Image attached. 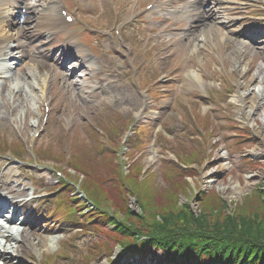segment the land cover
Here are the masks:
<instances>
[{
	"label": "rangeland",
	"instance_id": "374dc122",
	"mask_svg": "<svg viewBox=\"0 0 264 264\" xmlns=\"http://www.w3.org/2000/svg\"><path fill=\"white\" fill-rule=\"evenodd\" d=\"M33 1L43 9L42 14H36V17L54 15L53 11L50 12V0ZM55 1L57 6H62L61 3L67 4L64 8L77 16V19H82L78 24L69 25L55 14V18L62 21V24H58L61 35L68 38L65 43L70 44L71 40L82 35L77 40L91 44L89 31H85L93 27L99 38L104 39L100 34L106 32L113 49L120 47V50L117 51L118 55L110 54L109 51L105 52L100 39H97V43H92V50L100 56L98 63L102 64V56H105L110 60L109 69L114 71L115 77L111 78L114 83L105 87V91L95 88V79L101 81L102 72L95 69V76L93 66L83 69L84 72H81L80 76H73V85L67 83L63 87L61 82L51 80L54 70L50 66L33 61L36 60L33 57V60H28L29 56L23 59V64L26 63L23 70H16L14 74V77L22 78L25 82L15 90L14 87H9L12 84L8 80L2 86L1 93H7L9 97L6 102L11 108L15 105V111L8 120H0V148L18 142L15 143L16 148L17 145H23L24 152H28L29 156L32 148L40 149L44 154L49 151L58 157L62 155L59 163L64 168L63 173L73 184L64 190L59 189L47 194L32 204L34 212L27 221L31 223L36 234L31 236L33 242L49 235L56 236L57 251L49 255L50 258H46L56 248L48 250L44 245H38L35 249H27L26 256L22 257L23 264H114L118 256L122 257L119 244L113 237L121 233L115 230L107 218L104 223L102 219H90L91 211L82 205V202H86L76 193L77 186L98 199L100 206L93 208L95 211L103 214L109 212L113 221L120 222L121 226H136V238L141 243L151 235L147 233L148 229L159 232L162 225L170 229L168 225H171V219L175 220L174 212L182 215L176 217L179 222H175V226L214 231L215 235L227 232L226 235H217L220 240H227V236L234 233L254 230L257 217L253 213H264V126L258 116L262 105L251 114L250 126L240 119L237 110L243 109L244 106H239L235 96L237 91H242L240 85L253 75L255 69L264 66V44L254 49L241 46L240 53H228L217 40L208 35L206 44L194 54L181 50L179 54L170 53V41L156 43L153 39H148L151 32L147 31V27L161 23L156 22L157 11L143 9L151 0H122L123 6H119L120 0ZM252 1L220 0V10L227 7L228 16L237 21L230 24L235 26L224 29L226 35L232 28L233 33L241 34L248 43L253 35L259 32L260 36L264 35V15L253 12L250 7ZM140 10H143L145 15L139 13ZM234 10L237 13L232 14ZM161 13L164 16L169 15L166 11ZM170 15L173 16L169 17H174V13ZM125 17L124 38L122 29L119 31L121 35L114 33L113 29H117L121 18ZM221 20L225 23L226 15L222 16ZM75 27L77 32L67 35ZM200 32L195 30L192 36L187 37L188 40L193 39L195 43H199L198 40L202 37ZM53 35L56 36L57 32H48L47 38H44L46 46H49L47 50L50 51L58 50L64 45V40L59 43L57 39L48 38ZM138 37L141 40H138ZM145 40L147 45L142 46ZM164 43L170 44L157 46ZM139 47H146L145 51L139 52ZM78 48L77 59H83L89 49L77 45ZM261 51L263 52L260 53ZM224 54L229 56L222 58ZM32 61L38 74L46 73L48 76L44 85V100L39 98V92L35 88L36 84L40 87L41 81L37 82L31 91H25L26 87L30 89L28 86L33 83V73L29 71L33 68L28 67ZM105 62L108 63L107 59ZM239 63L244 65V74L238 69ZM97 65L94 64L95 67ZM191 65L196 71H205L202 77L208 79L207 87H211L205 89L209 95L207 99L202 100L199 97L197 87L190 88L183 82L182 75ZM143 69L147 74L151 71L159 78L153 80L149 74V79H144L141 75ZM25 93L36 98L35 102L45 113L44 116H41V113L38 117L34 113L26 115L30 108L26 110L27 108L19 103L20 94ZM252 93L250 91V94L246 95L247 98L249 95L251 97ZM143 103L146 105L145 109L142 108ZM2 107L0 117L4 116L3 103ZM247 110L245 106L243 112L246 113ZM129 118L133 119L134 123L128 135L123 137L126 127L120 130L118 128ZM32 123H39L42 129L37 136L33 132ZM98 135H113L110 143L122 152L119 155L109 152L112 155L108 156L112 158L111 163L115 168L113 171L110 166L104 168L98 162L107 156L106 151L97 152L99 148L95 142L97 140L94 139H99ZM73 147H77L81 154L71 156L72 160L79 158L76 160L79 166L74 167L75 169L69 167L71 163L68 161ZM3 151L5 150L0 151V182L4 188H10L9 191L17 195L26 192L29 195L32 191H51L62 185L59 178L63 173L57 174L55 171L56 155L52 157L46 154L47 158L52 159L44 160L46 162L42 165H35L13 159V154L7 150ZM216 154L221 156L217 158ZM16 167L18 170L14 169ZM103 169L109 170H104V176L101 174ZM88 173L93 177L94 174L98 176L99 182H95L99 184L95 186L96 183L93 182L90 186L93 189L85 184L91 182V178L86 181ZM113 175L117 176V182ZM65 190L73 192L65 193ZM120 190L121 194L126 195L125 198L122 196L120 199L121 194L117 195ZM71 196L78 198L74 203L78 213L75 216L83 219L84 225L58 223L55 216H46L52 213L53 204H58L56 199L62 201ZM61 206V211L69 209L60 203L59 207ZM27 209H30V206H27ZM69 211L73 210L70 208ZM46 218L52 223L46 225ZM138 235L143 238H138ZM124 236L126 239L120 241L122 244L134 242L136 239L131 238V235ZM248 242L255 244L253 239H248ZM249 253L251 254V250ZM147 257V262L154 261L150 255ZM123 264L127 263L124 261ZM257 264H263V260Z\"/></svg>",
	"mask_w": 264,
	"mask_h": 264
},
{
	"label": "bare ground",
	"instance_id": "6f19581e",
	"mask_svg": "<svg viewBox=\"0 0 264 264\" xmlns=\"http://www.w3.org/2000/svg\"><path fill=\"white\" fill-rule=\"evenodd\" d=\"M194 4H197V2L192 3V5H194ZM159 5H161V3ZM183 7L186 8V5H183ZM161 8H162V6H161ZM193 10L198 11L196 8V9H191V10H185L184 12H185L186 16L189 17V16L194 15L193 13H191ZM211 10H212V12H211ZM235 13H237L236 10H234V13H232V14H235ZM213 14H215L213 8H211L208 12H206V10H199V12H195V15L199 18L200 21L195 22L194 25H190L189 27L201 24V21L204 19L213 18ZM221 14H222V12H221ZM228 15H229V12L226 14V19L230 22V24H235L237 21L234 18L229 17ZM48 18H49L48 20H50V22L53 23V21H51L53 19V17H48ZM41 21L47 22V19H41ZM52 23H50L51 26L47 25L46 23H42L40 25L39 29L43 30L49 26V29L51 28L50 30H52L53 25H54V23L53 24ZM212 25H216V23L212 24ZM206 32L209 33L208 30ZM233 32L234 31H230L229 33H227V35H226L227 37H226V36L222 35L223 32L221 29L220 31L215 32L212 36L219 38L218 39V41L220 40L219 44L221 45V47L225 48V50H227L228 53H231L232 51L234 53H240L241 46L242 47L245 46L249 49L250 48L249 44H247L246 41H244L243 39H240L238 37V35H236ZM187 35H190V34L188 33ZM187 35H186V37H187ZM254 37L255 36H253L252 39H254ZM200 40H202L203 42L207 41V39L204 40L203 37ZM170 42L173 45V47L170 46L171 49H173V50H180V49H184V48L194 47V49L192 51H194V50L197 51L198 47L202 46V44L198 45L199 43H193L192 47H191L188 42H185V43L182 41L176 42V40L172 39V38H170ZM255 42L258 43L260 41H255ZM182 43H184V44H182ZM262 43H258L256 45L259 46ZM17 45L20 46V43H18ZM104 47L106 49H111L112 45L110 43H108V44H104ZM245 50H246V48H245ZM228 56H229L228 54H224L222 58H227ZM238 69L241 73H243V74L245 73L243 64L239 63ZM31 73H33L32 76L34 77L32 79L33 83H30V87L28 86V88H30V89H27V87H26L25 91H28V92L31 91L33 89L34 85L37 82L41 81L40 87H38L36 84L35 88L37 89V92H39V96H40L39 98H43V100H44V94H45L44 85L46 83V78L48 76L46 75V73L45 74H38L35 69H33V71H31ZM69 77H72V76H69L68 74H62V73L60 74L59 78L61 79L60 81H61V84L63 87L67 83L73 85V83L70 80H68ZM185 78L188 80L187 83L189 86H197L198 84L201 83V81L203 82V80L201 79V75L197 74L192 69H188L185 71ZM12 80H13V82H12L11 87H14L13 89L15 90V88H18V86L21 85V81H19L16 77L15 78L13 77ZM51 80L55 81L56 77L51 78ZM240 88L242 89V91L241 92L238 91L237 96H235V97H237V99L240 102H243L244 105L247 106V108H248L246 113L243 112L245 106L243 109L237 110L238 114L241 116L240 119H242L245 124L251 126V121H250L251 120L250 117L252 116L251 114L254 113L255 110H257L258 108H260V105H262L260 113L258 114V116L260 117V121L264 126V66H258L255 69V71L253 72V75L251 77H249L247 80H245L243 82V85H240ZM250 91L253 93L251 94V97L249 95L247 98L246 95L250 94ZM6 94H5V92H2V93L0 92V108H3L2 103L4 104V109H3L4 110V116L0 117L1 121H5V118H6V120H8L9 119L8 117L10 115H12L15 111V108H14L15 105H12L13 108H11L7 104L6 99L9 96ZM26 94L27 93L22 94V95L20 94V96H19V103H21L22 106H25L27 108L26 110H28L30 108L28 110V112L26 111V115L34 113V115L36 114L38 117L41 113V116H44L45 113L39 107L37 102H35L36 98L34 96H30V95H26ZM252 121H254V120H252ZM32 125L34 126L33 132L35 134L39 133L40 132V124L36 123L35 124L36 126H35L32 123ZM39 141H40V139H39ZM216 156L218 158L221 155L216 154ZM0 162H1V160H0ZM2 187H3V185H2V183H0V189ZM8 189H6V191ZM0 206L1 207H3V206L4 207L5 206L12 207V204L10 205L9 203L0 202ZM2 209L3 208L0 209V213H1ZM8 213L9 212H7V214L1 215L3 217V221L5 222V224H7L6 229H5V227L1 226L3 229H5L4 230L5 233L0 235L1 236V239H0V261H2V264H23L22 263V257L26 256L25 255L26 250L27 249H35V247L38 245L39 246L44 245L45 247L48 248V250L49 249L54 250L56 248V245H55L57 242L56 236L49 235V236H46L44 238L37 239V241L33 242V238H31V236L36 235L35 232L33 230H29L27 226H21L20 224H18V221H16V219H15V214H13L10 219H4V217L6 218ZM68 213H72V211H68ZM46 216L50 217V218H52V217L54 218V216H55L56 222H58V223H63L62 220H63V218H65V214L60 213V212L49 213ZM46 219H44L46 221V223H45L46 225L52 223L51 220H49L48 218H46ZM1 227H0V229H1ZM14 227H16V228H14ZM0 232H1V230H0Z\"/></svg>",
	"mask_w": 264,
	"mask_h": 264
},
{
	"label": "trees",
	"instance_id": "16d2710c",
	"mask_svg": "<svg viewBox=\"0 0 264 264\" xmlns=\"http://www.w3.org/2000/svg\"><path fill=\"white\" fill-rule=\"evenodd\" d=\"M174 213L175 220L171 219V225H168L170 229H166V226L162 225L160 226L162 230H159V232L158 230L153 231L150 229H148L149 232L146 231L152 236L150 235L147 241L142 243V251L146 247L148 251L153 252L152 255L159 251L160 256L157 260H163L166 264H238L239 261H242V264H257L261 260H263L264 264V213H253L257 217V224L254 230L228 235L227 240L217 238V235H226L227 232L215 235L216 232L214 231L198 230L196 227L187 229L175 226V222H179V218L177 219L176 217H182V215ZM128 226L118 227V231L122 234L124 240L126 239L124 235H131V238L136 237V226L131 224H128ZM248 239H253L255 244H250ZM249 250H251V254ZM237 252L238 255H236Z\"/></svg>",
	"mask_w": 264,
	"mask_h": 264
}]
</instances>
